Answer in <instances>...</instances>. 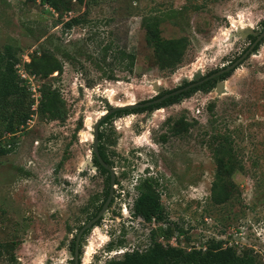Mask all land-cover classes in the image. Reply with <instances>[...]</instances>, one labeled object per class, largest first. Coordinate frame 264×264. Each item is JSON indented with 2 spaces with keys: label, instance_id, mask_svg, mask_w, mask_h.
<instances>
[{
  "label": "rangeland",
  "instance_id": "obj_1",
  "mask_svg": "<svg viewBox=\"0 0 264 264\" xmlns=\"http://www.w3.org/2000/svg\"><path fill=\"white\" fill-rule=\"evenodd\" d=\"M71 18L82 22L66 28ZM153 20L164 38L190 40L175 68L159 63L146 43L145 24ZM249 27L264 29V0H85L65 10L47 0H0V52L12 46L15 69L28 80L22 110L31 113L15 149L0 155V264H74L77 234L108 188V174L93 160L101 113L235 60L252 41ZM107 44L136 55L133 72L119 62L94 63ZM46 51L63 62L62 73H27L25 64ZM255 52L226 77L223 91L214 84L164 111L115 116L100 126L116 185L101 221L82 236L80 264H106L143 250L159 226L165 246L189 250L222 240L252 249L256 264H264V40ZM45 84L61 93V119L38 115ZM3 128L0 122V135ZM218 148L232 156L224 170L234 189L224 204L212 198ZM147 177L161 194V223L132 215L137 185Z\"/></svg>",
  "mask_w": 264,
  "mask_h": 264
},
{
  "label": "trees",
  "instance_id": "obj_2",
  "mask_svg": "<svg viewBox=\"0 0 264 264\" xmlns=\"http://www.w3.org/2000/svg\"><path fill=\"white\" fill-rule=\"evenodd\" d=\"M55 9L65 10L70 8L73 1L84 3L85 0H47ZM82 22L79 18H71L65 23L66 28H72ZM145 39L146 43L153 48L159 63L175 68L183 57L186 49L190 45L188 37L180 38H164L161 34L160 24L153 20L145 24ZM258 47V46H257ZM256 47V49H257ZM6 52H0V121L4 124V134L0 135V155L11 153L16 146V133L30 119V112L22 110L23 98L28 93L25 84L28 80L22 76L19 70L15 69L18 66V60L12 51V46H6ZM136 55L127 51L124 48L113 47L112 44L103 46L100 56L94 58V63L100 65L102 62L109 60V63L124 64L125 70L133 72L136 64ZM63 62L58 60L53 52L46 51L41 54L32 56L29 63L25 64V71L34 75L48 77L55 71L59 74L63 71ZM29 73V74H30ZM231 72H226L220 78L225 79ZM110 79L116 80V75L111 74ZM214 86L212 80L201 85L184 91L180 94L171 96L163 102L151 105L148 107H140L133 109H119L114 113L106 116L100 126L110 121L115 116H122L152 110L156 108H164L172 103L179 101L181 98L190 95L197 90L208 91ZM28 87V86H27ZM170 90L169 92L173 91ZM158 97V95L156 96ZM61 93L59 90L52 88L50 85H43L40 89V100L38 104V115L42 119L56 120L63 118L64 112L60 105ZM10 136L11 138L6 143H3V138ZM109 139L104 131L99 133V152L104 160L109 165H112V160L108 154L106 141ZM109 141V140H108ZM219 148L217 150V161L219 170L216 179L212 186V198L218 204L226 203L232 196L234 186L228 185L224 166L227 160L232 156L227 154L220 155ZM221 151V150H220ZM94 165L98 170L107 173V190L102 205L94 218L101 210L103 204L107 200L110 193L111 175L109 170L101 164L97 156L93 153ZM59 166H62L60 162ZM233 170L230 171V173ZM138 195L134 200L132 207V215L134 217H142L145 221L163 222L161 194L157 189V181L152 177H147L140 181L137 185ZM91 218V219H92ZM102 219V218H101ZM98 220L94 226L101 221ZM82 228V227H81ZM80 228V229H81ZM162 227L152 229L151 244L143 249H134L126 251L120 258H112L106 264H256L257 258L252 249L246 248L238 250L234 246H224L222 240H212L205 248H191L189 250L174 245L165 246L163 242L158 240L157 236L162 232ZM89 231L86 230L85 233ZM76 239L74 242L75 253ZM81 252V244H80Z\"/></svg>",
  "mask_w": 264,
  "mask_h": 264
},
{
  "label": "water",
  "instance_id": "obj_3",
  "mask_svg": "<svg viewBox=\"0 0 264 264\" xmlns=\"http://www.w3.org/2000/svg\"><path fill=\"white\" fill-rule=\"evenodd\" d=\"M247 32V35L248 34H254V35H257L258 32H253V31H246ZM264 37V31L259 35V37L257 38V40L251 45V47L238 59L236 60V62H234L231 66L227 67L225 70H220L210 76H207L201 80H198V81H195L185 87H182V88H179V89H176V90H173L171 92H168V93H165L164 95H162L161 97H158L156 99H150V100H146V101H143V102H134V103H128V104H123V105H117V106H114V107H111L109 110H107L106 112H104L99 118L98 120L96 121L95 125H94V132H93V152L94 154L97 156V158L99 159V161L101 162V164H103L110 172V175H111V185H110V193H109V196L107 198V200L105 201V203L103 204L101 210L99 211V213L94 217L92 218L91 220H89L87 223H85L82 228L80 229V231L78 232L77 234V237H76V245H75V253H74V264H80V244H81V239H82V236L83 234L85 233L86 230L88 229H91L94 227L95 223L100 220L105 212L108 210L109 206H110V203L112 201V198H113V195H114V187L116 185V173L114 172V169L109 165L107 164L106 162H104V160L102 159L101 155H100V152H99V144H100V141H99V133H100V124L102 122V120L114 113L115 111L119 110V109H133V108H140V107H148V106H151V105H156V104H159L161 102H163L165 99L167 98H170L171 96H174V95H177V94H180L184 91H187L191 88H194L200 84H202L203 82L215 77V76H218V75H221L225 72H228L230 71L231 69H234L236 67H238L241 62L248 56V54H250L253 49L255 48L256 44L258 43V41H260L262 38ZM157 109V108H155Z\"/></svg>",
  "mask_w": 264,
  "mask_h": 264
},
{
  "label": "flooded vegetation",
  "instance_id": "obj_4",
  "mask_svg": "<svg viewBox=\"0 0 264 264\" xmlns=\"http://www.w3.org/2000/svg\"><path fill=\"white\" fill-rule=\"evenodd\" d=\"M264 31V29L261 31V32H258V34L257 35H254V34H248L247 36H249V35H252V41H251V43H250V45L246 48V50L238 57V58H236L235 60H233V61H231V62H229L228 64H225L224 66H222V67H220V68H216V69H214V70H211V71H209L208 73H206V74H204V75H202V76H200V77H198V78H196V79H193V80H191V81H189V82H187V83H185V84H181L180 86H178L177 88H175L174 90H176V89H179V88H182V87H185V86H187V85H189V84H191V83H193V82H195V81H198V80H201V79H203V78H205V77H207V76H210V75H212V74H214V73H216V72H218V71H220V70H225L227 67H229V66H231L234 62H236V60H238L250 47H251V45L257 40V38L259 37V35L262 33ZM264 40V37L260 40V41H258V43L256 44V46H255V48L253 49V51L250 53V54H248V56L249 55H251V54H253L254 52H255V50H256V47L257 46H259V44L262 42ZM258 48V47H257ZM247 56V57H248ZM246 57V58H247ZM245 58V59H246ZM244 59V60H245ZM242 63V62H241ZM240 66V65H239ZM238 66V67H239ZM238 67H236V68H234V69H231L230 71H228V72H232V71H234V70H236ZM226 73V72H225ZM225 73H223V74H225ZM223 74H221V75H218V76H215V77H213V78H211V79H209V80H207V81H210V80H212L213 82H214V84H215V87L217 88V86L219 85V83L221 82V81H225L226 80V78L225 79H221L220 77L223 75ZM229 76V75H228ZM207 81H205V82H207ZM205 82H203V83H205ZM202 83V84H203ZM201 85V84H200ZM169 92V91H168ZM168 92H162L161 94H158V97H161L162 95H164L165 93H168ZM157 96V95H156ZM156 96H154V97H152L151 99H156V98H158V97H156ZM150 100V99H149ZM143 102V101H142ZM156 107H154L153 109H155ZM157 109H160V108H157Z\"/></svg>",
  "mask_w": 264,
  "mask_h": 264
},
{
  "label": "bare ground",
  "instance_id": "obj_5",
  "mask_svg": "<svg viewBox=\"0 0 264 264\" xmlns=\"http://www.w3.org/2000/svg\"><path fill=\"white\" fill-rule=\"evenodd\" d=\"M251 30V28L249 27V29L247 30V31H250ZM258 54L256 53V52H254V54H253V56H257ZM198 77H200V76H197L196 78H198ZM195 78V79H196ZM225 83H226V80L225 81H221L220 83H219V85H218V87H219V91H223L224 90V86H225ZM133 103V102H132ZM164 108H160V109H156L157 111H162ZM164 111V110H163ZM105 112V111H104ZM104 112H102L101 113V115L104 113Z\"/></svg>",
  "mask_w": 264,
  "mask_h": 264
}]
</instances>
